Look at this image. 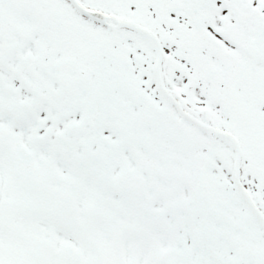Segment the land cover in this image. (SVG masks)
<instances>
[{
    "label": "snow or ice",
    "instance_id": "obj_1",
    "mask_svg": "<svg viewBox=\"0 0 264 264\" xmlns=\"http://www.w3.org/2000/svg\"><path fill=\"white\" fill-rule=\"evenodd\" d=\"M0 264H264V0H0Z\"/></svg>",
    "mask_w": 264,
    "mask_h": 264
}]
</instances>
